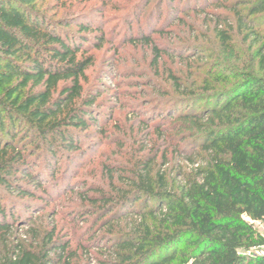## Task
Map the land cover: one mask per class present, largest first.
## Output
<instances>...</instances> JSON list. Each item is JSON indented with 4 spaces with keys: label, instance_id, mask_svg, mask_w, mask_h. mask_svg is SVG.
Listing matches in <instances>:
<instances>
[{
    "label": "trees",
    "instance_id": "1",
    "mask_svg": "<svg viewBox=\"0 0 264 264\" xmlns=\"http://www.w3.org/2000/svg\"><path fill=\"white\" fill-rule=\"evenodd\" d=\"M44 1L0 0V186L27 196L35 193L15 185L12 177L21 174L35 182L28 157L35 153L33 147L47 146L52 162H60V151L80 148L73 129H87L98 120L88 111L95 96L62 116L66 106L82 97L81 79L92 59L79 58L85 37L79 41L62 35L37 9ZM237 8L232 10L238 29L249 30L243 38L251 40L248 59L235 51L233 27L219 22L221 51L214 57L228 75L213 73L214 79L196 86L194 81L184 85L179 75L171 74L183 99L164 105L168 116L161 111L158 115L164 122L173 120L180 104L202 102L200 112L181 116L200 128L192 141L199 149L184 157L192 173L180 169L173 181L162 172L152 177L149 161L126 186L104 198L103 223L96 232L121 227L108 240L112 245H103V236L97 238L102 239L97 248L105 255L101 264H264V256L248 254L264 244L255 226L264 224V33L255 27L264 16V0H251L248 14ZM61 82L60 96L53 98ZM184 152L176 151L182 157ZM35 184L47 190L42 182ZM2 202L0 197V264H72L76 253L70 241L58 245L55 229L43 236L35 232L30 240V233L16 227L23 225V215Z\"/></svg>",
    "mask_w": 264,
    "mask_h": 264
},
{
    "label": "rangeland",
    "instance_id": "2",
    "mask_svg": "<svg viewBox=\"0 0 264 264\" xmlns=\"http://www.w3.org/2000/svg\"><path fill=\"white\" fill-rule=\"evenodd\" d=\"M250 1L39 2L37 9L50 23L61 28L62 35L68 34L79 41L86 38L82 45L84 52L79 58L92 59L81 79L82 97L66 106L62 116L73 107L82 108L84 100L95 96L96 101L88 111L98 120L87 129H73L80 140V148L74 152L60 151V162H52L47 146L33 147L35 153L28 157L37 179L35 182L23 180L18 174L12 180L15 185L29 188L34 196L0 186L2 203L13 205L23 215V225L16 227L23 233H30L27 235L30 240L35 232L43 236L55 229L57 244L70 241L76 253L72 264H101L105 255L97 248L100 245L97 241H102L97 238L103 236L106 238L103 245H112L108 240L121 227L115 224L110 227L113 230L104 228L96 232L103 223L100 215L106 204L104 198L115 195L118 187L126 186V181L133 179L149 161L152 177L162 172L173 181L180 169L192 173L193 166L185 158L199 149L192 141L200 128L181 116L200 112L203 104L187 106L182 103L173 120H159L160 111L165 116L171 113L164 106L167 102L183 97L173 87L170 75H179L184 85L194 81L196 86L214 79V75H228L225 68L216 65L214 57L221 51L217 49V46L221 48L216 36L217 25L229 22L222 25L233 27L232 44L236 53L246 58L251 53L248 49L251 40L244 42L243 38L249 30L238 29L232 8L237 6V10L248 14ZM260 17L255 27L264 33V16ZM84 24L90 29H81ZM228 56L229 53L224 55ZM63 86L61 82L53 98L60 96ZM41 89L39 86L33 91ZM158 122H162L161 127ZM180 148L186 151L183 157L176 153ZM197 161L203 162L201 157ZM37 182H42L47 190L36 187ZM255 226L264 236V224L256 222Z\"/></svg>",
    "mask_w": 264,
    "mask_h": 264
},
{
    "label": "built area",
    "instance_id": "3",
    "mask_svg": "<svg viewBox=\"0 0 264 264\" xmlns=\"http://www.w3.org/2000/svg\"><path fill=\"white\" fill-rule=\"evenodd\" d=\"M249 255H259V256H264V244L263 245H258L254 246L251 248V250L248 252Z\"/></svg>",
    "mask_w": 264,
    "mask_h": 264
}]
</instances>
